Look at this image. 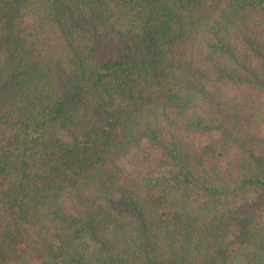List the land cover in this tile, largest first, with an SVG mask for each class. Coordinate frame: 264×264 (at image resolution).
<instances>
[{
	"label": "trees",
	"instance_id": "trees-1",
	"mask_svg": "<svg viewBox=\"0 0 264 264\" xmlns=\"http://www.w3.org/2000/svg\"><path fill=\"white\" fill-rule=\"evenodd\" d=\"M0 264H264V0H0Z\"/></svg>",
	"mask_w": 264,
	"mask_h": 264
}]
</instances>
